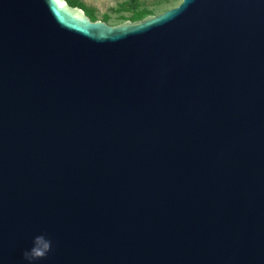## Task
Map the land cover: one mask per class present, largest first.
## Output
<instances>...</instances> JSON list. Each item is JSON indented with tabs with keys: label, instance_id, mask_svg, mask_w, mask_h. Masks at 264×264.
Here are the masks:
<instances>
[{
	"label": "water",
	"instance_id": "1",
	"mask_svg": "<svg viewBox=\"0 0 264 264\" xmlns=\"http://www.w3.org/2000/svg\"><path fill=\"white\" fill-rule=\"evenodd\" d=\"M39 235L35 264H264V0H0V264Z\"/></svg>",
	"mask_w": 264,
	"mask_h": 264
},
{
	"label": "rangeland",
	"instance_id": "2",
	"mask_svg": "<svg viewBox=\"0 0 264 264\" xmlns=\"http://www.w3.org/2000/svg\"><path fill=\"white\" fill-rule=\"evenodd\" d=\"M79 9L89 21L109 26L141 21L175 7L181 0H64Z\"/></svg>",
	"mask_w": 264,
	"mask_h": 264
},
{
	"label": "clouds",
	"instance_id": "3",
	"mask_svg": "<svg viewBox=\"0 0 264 264\" xmlns=\"http://www.w3.org/2000/svg\"><path fill=\"white\" fill-rule=\"evenodd\" d=\"M52 249V242L44 235L34 238L32 247L23 253L25 264H35V261L44 259Z\"/></svg>",
	"mask_w": 264,
	"mask_h": 264
}]
</instances>
